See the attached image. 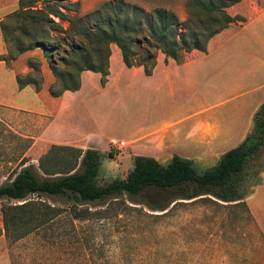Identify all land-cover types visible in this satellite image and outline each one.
Masks as SVG:
<instances>
[{"label":"trees","instance_id":"obj_1","mask_svg":"<svg viewBox=\"0 0 264 264\" xmlns=\"http://www.w3.org/2000/svg\"><path fill=\"white\" fill-rule=\"evenodd\" d=\"M240 0H186V19L173 11L155 7L150 12L124 0L104 1L95 9L79 15V0H18V7L0 21L6 52L0 59L7 65L34 48L46 51L48 66L54 76L48 92L59 96L80 88L81 72L100 74L104 85L109 74L111 44L120 49L127 67L141 66L150 75L158 52L175 61L193 49L205 52L210 38L241 16H231L227 8ZM72 10L75 14L67 13ZM59 20L68 22L63 27ZM62 41V42H61ZM41 60L29 56L26 73H17L19 87H42ZM55 150L60 155L54 154ZM111 151L108 152L110 154ZM264 155V102L253 118L252 130L235 147L223 153L211 167L198 170L193 160L173 155L162 164L150 156L136 155L125 178L106 184L97 181L101 153L95 148H77L52 144L38 157V164L20 165L14 177L0 185V211L5 235L17 241L34 228L59 216L63 209L29 195H52L72 200L71 219L80 218L76 205L84 201L123 196L133 200L147 188L167 190L170 201L204 198L230 203L244 202L250 184L259 177L264 162L253 161ZM42 172V174H41ZM252 178V181H248ZM249 184V185H248ZM206 198V197H205ZM209 198V197H207ZM4 200H19L11 203ZM168 204H162L166 209Z\"/></svg>","mask_w":264,"mask_h":264},{"label":"crops","instance_id":"obj_2","mask_svg":"<svg viewBox=\"0 0 264 264\" xmlns=\"http://www.w3.org/2000/svg\"><path fill=\"white\" fill-rule=\"evenodd\" d=\"M17 7L18 0H0V21ZM227 11L245 20L230 22L205 52L193 49L178 61L158 52L146 75L141 66L127 67L112 43L106 83L84 70L80 88L59 96L48 92L54 76L44 59L42 87L18 86L16 74L30 70L26 57L34 50L11 65L0 59V106L26 114L32 146L90 147L103 154L122 140L130 170L136 155L162 164L179 155L200 169L211 167L252 130L264 102V0H240ZM5 52L0 30V55ZM252 188L250 212L264 232V170Z\"/></svg>","mask_w":264,"mask_h":264},{"label":"rangeland","instance_id":"obj_3","mask_svg":"<svg viewBox=\"0 0 264 264\" xmlns=\"http://www.w3.org/2000/svg\"><path fill=\"white\" fill-rule=\"evenodd\" d=\"M104 1L117 0H79L78 14L84 15ZM124 1L146 12L164 7L186 19V0ZM56 20L68 26L67 21ZM32 50L35 52L29 56L47 61L46 51ZM27 124L25 113L0 106V185L14 177L24 159V165L37 166L38 157L49 148L44 143L32 146L27 136L32 130ZM119 146L111 148L110 154L101 153L97 177L101 185L125 177L130 170L126 143ZM54 154L61 153L55 150ZM259 162H264L263 154L253 161L251 172ZM257 179L248 180L252 185L244 202L225 203L212 196L171 202L167 190L147 188L133 200L123 196L124 202L109 198L81 202L77 209L88 211L73 219L68 212L72 200L29 195L63 211L17 241L6 237L0 211V264H264V232L248 204ZM168 203L166 209L160 208ZM259 212L264 220V205Z\"/></svg>","mask_w":264,"mask_h":264},{"label":"built area","instance_id":"obj_4","mask_svg":"<svg viewBox=\"0 0 264 264\" xmlns=\"http://www.w3.org/2000/svg\"><path fill=\"white\" fill-rule=\"evenodd\" d=\"M112 144L116 147L119 148V145L125 144L124 141H112Z\"/></svg>","mask_w":264,"mask_h":264}]
</instances>
